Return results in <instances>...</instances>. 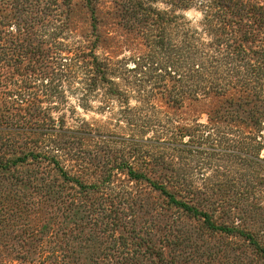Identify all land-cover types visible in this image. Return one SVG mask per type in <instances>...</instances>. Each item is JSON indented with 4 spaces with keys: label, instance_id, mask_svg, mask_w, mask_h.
Instances as JSON below:
<instances>
[{
    "label": "trees",
    "instance_id": "16d2710c",
    "mask_svg": "<svg viewBox=\"0 0 264 264\" xmlns=\"http://www.w3.org/2000/svg\"><path fill=\"white\" fill-rule=\"evenodd\" d=\"M114 3L135 57L99 54L97 0L85 34L0 0V264H264V0ZM70 97L132 134L67 127Z\"/></svg>",
    "mask_w": 264,
    "mask_h": 264
},
{
    "label": "rangeland",
    "instance_id": "374dc122",
    "mask_svg": "<svg viewBox=\"0 0 264 264\" xmlns=\"http://www.w3.org/2000/svg\"><path fill=\"white\" fill-rule=\"evenodd\" d=\"M97 17L99 19V32L106 39V43L101 45L99 54L101 56H109L114 60L128 59L139 55L143 51L140 42L134 41L133 37L129 35L120 25L117 10L114 0H97ZM163 9V5H159ZM186 18L192 22L193 26H198L201 21V14L192 9L189 12H184ZM72 19L79 29L80 34L88 33L91 30V15L85 7V0H73ZM155 103L164 111L181 115L183 119L189 120L192 123L193 119H199L200 122H207V111L212 106L211 101H203L199 107H186L185 109H174L166 104L164 101L156 100ZM132 106L138 105L135 100L131 101ZM100 102L95 100L92 103L91 111H84L78 106V98L70 97L69 104L54 113L55 118L61 116L65 117L67 127L78 128L83 121L91 124L95 129L110 132L116 137H122L132 134V131L125 129L124 125H120L118 110L103 111L99 110ZM212 175V173H211Z\"/></svg>",
    "mask_w": 264,
    "mask_h": 264
}]
</instances>
